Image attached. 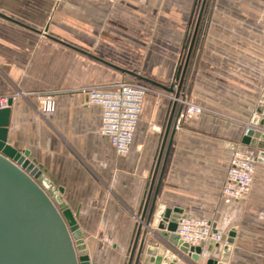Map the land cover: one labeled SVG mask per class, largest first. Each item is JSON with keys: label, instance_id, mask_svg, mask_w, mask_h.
<instances>
[{"label": "crops", "instance_id": "0c3cea01", "mask_svg": "<svg viewBox=\"0 0 264 264\" xmlns=\"http://www.w3.org/2000/svg\"><path fill=\"white\" fill-rule=\"evenodd\" d=\"M196 11L200 40L182 93L211 113L176 128L175 94L153 85L166 96L145 97L130 152L117 154L100 133L101 108L87 107L78 90L133 78L113 65L170 87ZM263 89L264 0H0L9 143L30 150L63 188L91 264L126 263L147 183L158 170L157 185L163 165L157 204L206 219L224 237L213 251L205 243L198 262L179 263L207 264L215 254L218 264H264V160L246 201L222 192L233 152L259 155L242 138ZM38 91L55 92L56 110L45 118L36 96L16 97Z\"/></svg>", "mask_w": 264, "mask_h": 264}, {"label": "water", "instance_id": "95a60500", "mask_svg": "<svg viewBox=\"0 0 264 264\" xmlns=\"http://www.w3.org/2000/svg\"><path fill=\"white\" fill-rule=\"evenodd\" d=\"M194 38L187 61L178 66L174 83L170 87L130 70L113 67L174 93L177 98L184 97L182 88ZM12 103V98L8 99L5 107L0 103V264H91L83 233L77 223L78 214L66 203L63 188L57 187L43 166L31 158L30 150H19L9 143ZM177 104L174 102L173 107ZM182 110L180 104L179 116ZM256 113L251 121L252 127L245 130L242 144L257 147L260 151L259 161H262L264 109L258 107ZM164 167L157 185L158 170L152 181L147 183L146 195L139 211L140 221L135 224L125 264H182L178 262L179 255L169 251L166 243L172 244L194 262H198L202 255L205 243L190 247L176 234L178 223L181 218L187 217L186 214L181 209L157 204ZM150 229L155 236L150 237ZM228 242L231 243V240ZM209 244V251L218 248L213 242ZM207 264H218L215 254H212Z\"/></svg>", "mask_w": 264, "mask_h": 264}, {"label": "built area", "instance_id": "2783aa9c", "mask_svg": "<svg viewBox=\"0 0 264 264\" xmlns=\"http://www.w3.org/2000/svg\"><path fill=\"white\" fill-rule=\"evenodd\" d=\"M78 91L86 96L87 107L99 106L101 108L102 124L100 133L110 140L119 155H127L130 152L140 120L143 102L147 94L153 92L158 96H166L164 93L154 92L150 87L135 82L94 86ZM19 95H23L25 98L37 96L40 104L36 111L42 118L54 113L56 110L55 92L44 91L28 94L21 93ZM171 100L183 106L176 128H179L184 122L198 118L204 113H211L209 109L188 99L186 95L179 98L174 95ZM0 103L2 107H5L7 99H1ZM258 107L264 109V89ZM256 115L257 113L255 112L254 116ZM251 127L250 123L246 129ZM258 162V154L243 153L241 151L233 152L222 191L225 197L236 201H246L248 199ZM150 231L152 232L151 229ZM176 234L183 243H187L190 247L200 246L202 243L207 242L222 243L223 241V235L219 231L214 230L210 221L202 218L188 216L181 218ZM154 235L156 234L154 233ZM166 247L173 254L179 255L178 258L188 259L189 261L190 257L180 253L172 244L166 243Z\"/></svg>", "mask_w": 264, "mask_h": 264}, {"label": "rangeland", "instance_id": "374dc122", "mask_svg": "<svg viewBox=\"0 0 264 264\" xmlns=\"http://www.w3.org/2000/svg\"><path fill=\"white\" fill-rule=\"evenodd\" d=\"M204 11L205 10H203V12H202V14H204ZM201 13H199V12H197L196 11V17L198 16L199 17V19L198 18H195V21H194V25H196L195 26V30L197 29V25L199 24V26H198V29H200V26H201V23H202V18H203V15H202ZM199 32V31H198ZM197 32V33H198ZM194 34H195V32L194 33H192L191 34V36L192 37H190L189 38V42H188V44H187V46H186V50H187V52L186 53H184L183 54V57H182V61H181V64L182 65H184V63H185V61H186V59H187V57H188V53H189V50H190V46H191V42H192V40H193V38H194ZM194 47H195V45H196V43L200 40V38H198L197 36H195V38H194ZM128 82H135V83H140V84H144V85H146V86H148V87H150L152 90H154V92H160V93H164V92H161L160 90H157V89H155V88H153L152 86H150V85H148V84H145V83H143V82H145V81H143V80H140V79H138V78H135V77H133L132 79L130 78L129 79V81ZM121 83V82H120ZM147 83V82H146ZM97 87V86H96ZM38 92H44V91H38ZM38 92H30V93H38ZM47 92H51V91H47ZM150 93H153V92H150ZM150 93H148V94H150ZM24 94H28V93H24ZM147 94V95H148ZM155 94V93H154ZM19 97L20 95L19 94H16V97ZM172 96H174L173 94H172ZM37 97V96H36ZM5 99V98H4ZM7 99V101H8V99L9 98H6ZM12 99H13V97H12ZM40 102V101H39ZM41 117V116H40ZM42 118V117H41ZM125 264V263H124Z\"/></svg>", "mask_w": 264, "mask_h": 264}, {"label": "trees", "instance_id": "16d2710c", "mask_svg": "<svg viewBox=\"0 0 264 264\" xmlns=\"http://www.w3.org/2000/svg\"><path fill=\"white\" fill-rule=\"evenodd\" d=\"M143 83L148 84V85H150V86H153L152 84H149V83H146V82H143Z\"/></svg>", "mask_w": 264, "mask_h": 264}]
</instances>
